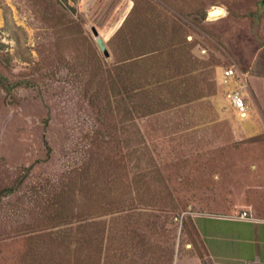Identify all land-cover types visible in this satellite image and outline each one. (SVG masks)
<instances>
[{
    "label": "rangeland",
    "instance_id": "obj_1",
    "mask_svg": "<svg viewBox=\"0 0 264 264\" xmlns=\"http://www.w3.org/2000/svg\"><path fill=\"white\" fill-rule=\"evenodd\" d=\"M219 7L225 16H208ZM154 39L181 56L193 43L207 64L193 74L210 83L198 102L141 118L151 65L137 60ZM263 45L264 0H0V264H94L96 253L102 264H177L207 253L195 218L220 233L241 224L212 215L260 219L264 131L247 136L251 117L219 78L245 71ZM76 189L83 222L67 218ZM167 212L162 230L128 221ZM81 224L86 241L75 244ZM211 243L229 261L247 246Z\"/></svg>",
    "mask_w": 264,
    "mask_h": 264
},
{
    "label": "trees",
    "instance_id": "obj_2",
    "mask_svg": "<svg viewBox=\"0 0 264 264\" xmlns=\"http://www.w3.org/2000/svg\"><path fill=\"white\" fill-rule=\"evenodd\" d=\"M128 21V19H127ZM126 21V22H127ZM125 22V24H126ZM124 24V25H125ZM123 25V27H124ZM121 28V30L123 29ZM120 30V31H121ZM183 43V42H181ZM180 43V44H181ZM174 48L167 46L165 43H160L158 39L149 41V49L146 53H144L143 57L139 58L137 61L141 64H149L151 68L147 70V74L144 80V83L139 85L140 96H141V104L138 107V111L141 115V118L149 117L154 113H158L161 111L163 106H166L169 109H172L176 106L185 105L184 101H188L190 103H195L201 100V93L199 91H203L202 82L205 81L204 84L209 82L205 77L200 78L198 75H194L193 72L203 67H206L207 64L200 61L199 58L193 52V43H188L186 39L184 40V44L180 49L179 53H182V56L178 54V51L174 45ZM172 51H168V49ZM178 74L182 75L184 79L178 80ZM210 83V82H209ZM183 84L184 87H183ZM213 84V83H212ZM205 91V90H204ZM126 99L131 100V96L127 93ZM182 99V100H181ZM80 169V168H79ZM80 174L77 175L76 181L77 184L79 182ZM80 191L79 189L74 190V205L71 211V214L67 215V218L72 217L75 220H79L83 222L86 219L84 216V211L80 207V201H78V194L76 191ZM62 209L60 208L58 210ZM173 211V209H171ZM168 213V212H167ZM169 213L165 216H156L157 221H153L149 223L140 222L136 217L129 215V224L135 226H142L146 224V228H150L151 230H155V228L159 227L161 230L165 227L166 223L170 222ZM158 222H161L159 224ZM143 223V224H142ZM171 224V223H170ZM138 227V229H140ZM84 225H79L74 230V234L70 236L71 240L76 243L86 241L85 231H83ZM137 229V230H138ZM173 230V229H172ZM73 232V231H70ZM158 232V230H156ZM128 236L133 240V234H136L134 230L128 231ZM171 235V233H170ZM94 242H101V236H99V231L95 233ZM80 247H77V249ZM133 251L134 249L130 248L127 252ZM131 252V256L134 257L135 253ZM87 256V255H85ZM94 264H102L103 259L99 254H93ZM93 256H91L93 258ZM134 261V260H133ZM132 262L131 264H133Z\"/></svg>",
    "mask_w": 264,
    "mask_h": 264
},
{
    "label": "crops",
    "instance_id": "obj_3",
    "mask_svg": "<svg viewBox=\"0 0 264 264\" xmlns=\"http://www.w3.org/2000/svg\"><path fill=\"white\" fill-rule=\"evenodd\" d=\"M243 72L247 73L248 80V86L245 89V98L249 106L247 118L251 117L246 132L247 136L253 137L264 131V45L250 63V66ZM242 212L244 211L236 212L229 218L212 215L216 219H226L241 224L240 230L233 229L230 233H220L215 229L205 230L200 228L197 224V218H195L194 223L197 234L201 238L207 253L204 257H180L177 264H264V215L257 219L250 214L254 220H244L238 217ZM228 238H237L247 244L245 248L232 250L241 259L229 261L226 247L211 243L214 239L222 241Z\"/></svg>",
    "mask_w": 264,
    "mask_h": 264
},
{
    "label": "built area",
    "instance_id": "obj_4",
    "mask_svg": "<svg viewBox=\"0 0 264 264\" xmlns=\"http://www.w3.org/2000/svg\"><path fill=\"white\" fill-rule=\"evenodd\" d=\"M247 73L238 71L234 66L226 67L221 72L219 83L224 88L225 96L230 105L237 111L241 119H247L249 115V106L245 98V89L247 88ZM240 219L254 220L248 212H242Z\"/></svg>",
    "mask_w": 264,
    "mask_h": 264
},
{
    "label": "water",
    "instance_id": "obj_5",
    "mask_svg": "<svg viewBox=\"0 0 264 264\" xmlns=\"http://www.w3.org/2000/svg\"><path fill=\"white\" fill-rule=\"evenodd\" d=\"M221 14H222V10H221L220 8H216V9H214V10L208 12V16H209V17H214L215 15L217 16V15H221ZM93 32H94V34H95L97 37L99 36V33H98V31H97L96 29H94ZM100 45H101V47H102L104 53L106 54V56L109 57V54H108V52H107V49H106V47L104 46L103 41H101V40H100Z\"/></svg>",
    "mask_w": 264,
    "mask_h": 264
},
{
    "label": "bare ground",
    "instance_id": "obj_6",
    "mask_svg": "<svg viewBox=\"0 0 264 264\" xmlns=\"http://www.w3.org/2000/svg\"><path fill=\"white\" fill-rule=\"evenodd\" d=\"M220 8V7H219ZM214 10V9H213ZM222 10V14H221V16H225V14H227V13H225V10L224 9H221ZM212 11V10H211ZM216 16V15H215ZM216 19H218V18H214V19H212V20H216Z\"/></svg>",
    "mask_w": 264,
    "mask_h": 264
}]
</instances>
